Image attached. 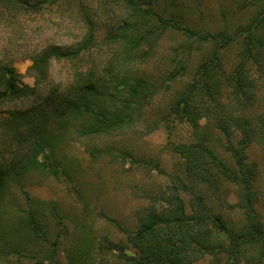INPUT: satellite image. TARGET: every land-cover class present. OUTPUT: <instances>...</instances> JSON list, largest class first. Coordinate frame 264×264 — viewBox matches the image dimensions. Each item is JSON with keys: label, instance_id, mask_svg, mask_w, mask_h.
I'll return each instance as SVG.
<instances>
[{"label": "trees", "instance_id": "1", "mask_svg": "<svg viewBox=\"0 0 264 264\" xmlns=\"http://www.w3.org/2000/svg\"><path fill=\"white\" fill-rule=\"evenodd\" d=\"M62 1L0 0V23L15 24L23 13H42ZM115 2L122 13L103 36L97 21L85 14L79 39L49 43L29 55L28 72L36 85L23 81L7 53L0 59V107L15 106L6 109L8 115L0 111V130L11 153L0 159V216L6 190L22 174L43 167L57 180L72 176L57 152L63 129L72 127L79 137L111 136L144 124L147 132L161 126L171 130L181 120L195 136L172 144L193 181L184 185L189 201L177 189L164 194L165 204L145 208L134 229L101 213L126 235L131 249L103 235L99 263L195 264L209 259L210 264H264V223L256 207L260 169L248 153L257 145L264 168V0H231L233 7L251 14L235 26L224 22L216 30L168 16L158 0ZM171 32L183 40L172 47L166 78L155 81L141 67ZM53 61L71 65L73 74L65 84L52 81ZM166 91L171 92L164 105L153 112L156 98ZM22 103L26 108L18 106ZM210 117L217 119L215 128L201 123ZM220 141L223 155L212 145ZM105 154L113 151L96 147L91 153L95 159ZM224 183L239 188L236 204L221 201ZM225 206L241 214L239 224L229 220ZM52 208L61 221L57 207ZM38 213L30 209L18 230L49 241ZM3 234V250L21 253ZM92 238L85 233V244L71 250L68 264L93 258L87 246Z\"/></svg>", "mask_w": 264, "mask_h": 264}, {"label": "rangeland", "instance_id": "2", "mask_svg": "<svg viewBox=\"0 0 264 264\" xmlns=\"http://www.w3.org/2000/svg\"><path fill=\"white\" fill-rule=\"evenodd\" d=\"M158 4L168 16L211 30L222 27L224 22L235 26L251 14L250 10L233 7L231 0H158ZM121 10L115 0H65L42 13H23L15 24L0 23V59L7 53L14 59V66L23 81L36 85L28 72L31 65L28 57L35 49L49 43L71 44L79 39L85 31V14L97 21L103 36L108 24L118 18ZM182 40L183 36L177 33L166 34L141 70L155 81L165 79L171 69L172 47ZM50 74L54 83L65 84L71 79L73 69L68 63L53 61ZM174 86L178 87L179 83ZM170 92L156 98L153 112L164 105ZM26 105L18 106L24 109ZM10 108L15 106H1L0 111L8 115L6 109ZM216 121L215 117H210L201 123L214 127ZM146 129L144 124L115 135L92 137H79L72 127L63 129L57 152L70 167L72 176L57 180L48 170L38 167L11 182L2 200L0 231L19 247L21 253L4 251V241L0 238V264H68V254L79 243L85 244L87 232L93 237L92 244H86L93 258L78 264H100L98 243L103 235L131 249L126 235L101 213L134 229L145 208L153 204L161 208L165 204L164 194L177 189L188 202L190 196L184 185H191L193 181L187 176L184 161L173 151L172 144L194 140L193 128L185 121L176 120L171 130L165 126L152 132ZM4 138L0 130V159L11 155L6 150L10 142H5ZM221 143L213 142L212 145L223 155ZM13 145L15 148L16 143ZM96 147L110 148L113 154L95 159L91 153ZM248 153L249 160L260 169L256 186L261 194L256 207L264 223L262 153L257 145H253ZM219 194L222 202L236 204L239 201V188L235 184L224 183ZM53 205L57 207L61 221L56 217ZM32 208L38 210L40 219L47 225L49 241L18 230L20 219ZM222 209L232 223L241 222L237 210H227L226 206ZM195 264L210 262L204 259Z\"/></svg>", "mask_w": 264, "mask_h": 264}]
</instances>
